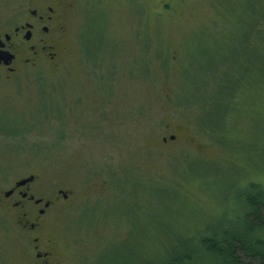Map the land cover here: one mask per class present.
Returning a JSON list of instances; mask_svg holds the SVG:
<instances>
[{
    "label": "rangeland",
    "instance_id": "rangeland-1",
    "mask_svg": "<svg viewBox=\"0 0 264 264\" xmlns=\"http://www.w3.org/2000/svg\"><path fill=\"white\" fill-rule=\"evenodd\" d=\"M22 2L0 0V31ZM69 2L59 56L0 80V174H39L71 193L49 221L59 264L163 262L178 241L240 217L239 179L264 187V78L218 121L224 138L170 102L184 77L200 87L197 71L213 85L219 62L264 65L263 34L244 47L238 0ZM12 223L0 212V264H32Z\"/></svg>",
    "mask_w": 264,
    "mask_h": 264
},
{
    "label": "trees",
    "instance_id": "trees-1",
    "mask_svg": "<svg viewBox=\"0 0 264 264\" xmlns=\"http://www.w3.org/2000/svg\"><path fill=\"white\" fill-rule=\"evenodd\" d=\"M236 4L241 15V23L236 25V30L240 29V38L243 40L244 47L253 53L258 47L252 40V34L257 33L259 36L263 34L260 38L264 39V0H238ZM261 42L264 43L263 40ZM259 48L264 50V46L259 45ZM260 62L261 58H258L257 65H254L249 55L245 54L241 55L238 66L232 70L225 64L220 67L219 64L222 62H219L213 67L214 72L210 71L211 74L216 75L213 85H209L205 80L207 71L203 73L197 71L196 75L192 73L191 76L198 78L199 82L201 80L200 87H195L194 80L190 84L187 77H184L185 80L179 83L180 91L176 94L178 98L175 97V100L171 98L170 102L180 105L187 103L190 108L192 107L193 114L197 110L198 121L203 123L200 124L203 129L212 130L217 134L223 133L221 136L224 138L227 130H222L217 123L219 120H227L228 114L236 111L238 97L242 91L251 89L254 84L261 85L260 79L264 78V65ZM197 66L200 65L197 64ZM190 69L191 67L186 69L185 75L188 76ZM228 73L233 76H228ZM254 77L256 82L252 81ZM226 86L228 91L232 86V96L221 99L213 96V94L224 93ZM201 91H203L202 95H200ZM172 135L176 133L166 138L172 141ZM238 181H241L243 185L239 186L238 182V188L233 196L236 202L243 204L241 207L239 205L240 212L244 209L240 217L232 221L233 223L228 217H223L226 221L221 222L220 227H212L209 232H205L204 238L198 241H178L177 249H172L165 261H158L155 264H194L195 260L199 262L198 264L203 261L208 264H264V187L253 180L246 182L247 179L243 178ZM126 192L124 190V193ZM126 194L128 196V192ZM135 199L138 200V198ZM231 210L230 208L226 215H229Z\"/></svg>",
    "mask_w": 264,
    "mask_h": 264
},
{
    "label": "flooded vegetation",
    "instance_id": "flooded-vegetation-1",
    "mask_svg": "<svg viewBox=\"0 0 264 264\" xmlns=\"http://www.w3.org/2000/svg\"><path fill=\"white\" fill-rule=\"evenodd\" d=\"M69 0H23L14 23L0 31V80L9 81L59 56ZM177 132L181 128H176ZM172 135V141L177 139ZM169 139L165 137V141ZM39 175V174H38ZM10 179L0 174V212L12 220L31 253L32 264H59V241L51 233V215L71 202V193L51 187L41 175Z\"/></svg>",
    "mask_w": 264,
    "mask_h": 264
},
{
    "label": "bare ground",
    "instance_id": "bare-ground-1",
    "mask_svg": "<svg viewBox=\"0 0 264 264\" xmlns=\"http://www.w3.org/2000/svg\"><path fill=\"white\" fill-rule=\"evenodd\" d=\"M260 194V193H259ZM260 196V195H259ZM249 202V201H248Z\"/></svg>",
    "mask_w": 264,
    "mask_h": 264
}]
</instances>
